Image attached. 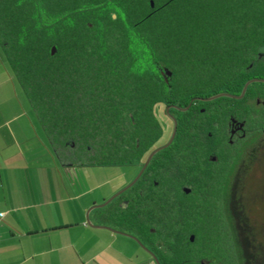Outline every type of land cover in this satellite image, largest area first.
Masks as SVG:
<instances>
[{"label": "trees", "instance_id": "16d2710c", "mask_svg": "<svg viewBox=\"0 0 264 264\" xmlns=\"http://www.w3.org/2000/svg\"><path fill=\"white\" fill-rule=\"evenodd\" d=\"M0 44L53 148L74 164L147 157L163 134L156 104L192 102L144 173L156 166L160 182L143 177L96 218L139 235L161 264H264V223L247 196L264 161V82L241 98L193 100L264 77V0H0ZM232 118L247 140L229 144ZM212 151L217 172L203 186L167 188Z\"/></svg>", "mask_w": 264, "mask_h": 264}, {"label": "crops", "instance_id": "0c3cea01", "mask_svg": "<svg viewBox=\"0 0 264 264\" xmlns=\"http://www.w3.org/2000/svg\"><path fill=\"white\" fill-rule=\"evenodd\" d=\"M95 176L53 148L0 44V264H157L99 226L93 206L108 194ZM112 180L110 193L122 183Z\"/></svg>", "mask_w": 264, "mask_h": 264}, {"label": "flooded vegetation", "instance_id": "af4514ba", "mask_svg": "<svg viewBox=\"0 0 264 264\" xmlns=\"http://www.w3.org/2000/svg\"><path fill=\"white\" fill-rule=\"evenodd\" d=\"M227 92H230V91H227ZM196 99L197 100H204L201 97L195 98L193 100H196ZM191 104H192V102L189 103L187 106L184 105V104H182V105H178V104H168L165 107V112H166V114L169 115V117L173 120V123H174L173 116L178 121L179 117L182 114L187 113L189 111V108H190L189 106ZM263 104H264V102H263ZM182 108H185V109H182ZM201 111L203 112V111H205V109L204 108H201ZM228 126H229V133H230L229 136H228L229 144H234L235 142L240 141L242 139L243 140H247V138H248V135H247V133H248V126H247V124L244 121H240V120H238L236 118H232L230 120V122L228 123ZM263 127H264V125H263ZM175 138H176V135H175L173 141L175 140ZM173 141L170 143V145L173 143ZM163 144H165V142ZM163 144H160V145H163ZM160 145H158V146H160ZM158 146H156V147H158ZM216 147L218 148L217 145L215 146V148ZM157 153H155L153 155V157L151 158L150 162L148 163V165L146 166V168L142 172H141V170H142V168H143V166H144V164H145V162H146V160H147V158H148L149 155L147 157H145V158L143 157V158H135L134 159V161L137 160V159H139V161H140L139 165H140V168H141L140 169L141 174H140V172L138 173V175L140 174L139 177L134 182V184L131 185L129 188L133 187L134 185H137L140 181L143 180V177L148 178V180L150 179L151 183L154 184V185H157L160 182V177H159V172L160 171L159 172L156 171V168H157L156 166H155L156 168L155 167L152 168V170L150 171L149 175L144 176V173L147 171L149 165L153 163V159L155 158V156H156ZM206 155H207V159H208L207 160L208 161V164H207V161H205V162H203L202 160L201 161H198V163L196 162L197 168L196 169H193V170H188V167L184 164L185 167L183 168V171L179 173L180 174L179 176L176 177V175L178 174V172L175 173V176H174V174L173 175H169L168 176L169 179H174V180H173L172 183H168V187L167 188H171V189H181V190L184 191V196H187V195L191 194L194 191V189L203 186V176H205L204 174H206L207 176L209 175V173H211V175L212 174L215 175L216 172H217V171H215V170H217V168L215 167L216 166V163H217V159H218L217 152L216 151H212V152L207 153ZM164 162L165 161L159 160V163H164ZM202 162H203V164L205 166L204 165L201 166ZM155 163H156L155 165H157V161ZM165 163H167V161ZM198 164H199V166H198ZM163 170L166 171L164 168L162 169V171ZM129 188H127L121 194L127 192V190ZM121 194H119L118 196H116L114 199L118 198ZM114 199H112V200H114ZM130 202H131V199H130V196L129 195H124L121 198V200H120V204L123 207H127L130 204ZM105 225L112 226V225H109V224H105ZM115 228L118 229V230H121V229H119L117 227H115ZM132 234H134V233H132ZM134 235H136L142 241V239L140 238L139 235H137V234H134Z\"/></svg>", "mask_w": 264, "mask_h": 264}, {"label": "rangeland", "instance_id": "374dc122", "mask_svg": "<svg viewBox=\"0 0 264 264\" xmlns=\"http://www.w3.org/2000/svg\"><path fill=\"white\" fill-rule=\"evenodd\" d=\"M155 114L157 115L162 128L163 134L157 141V145L166 143L172 136L174 130L173 120L165 112L163 103H157L155 106ZM140 161L135 160L133 163L127 164H90V168L94 169L97 173L95 178L99 183L105 187L104 194H108L106 199L111 198L116 192L127 186L140 172ZM120 175V176H119ZM112 179H116L115 182L122 180L121 186L118 190L110 193V186L113 182ZM248 201L251 205L252 211L255 216L258 217L260 223H264V161L260 165H256V168L252 174H250L248 181ZM259 223V225H260ZM156 260V259H155ZM157 262V261H156ZM158 264V263H157Z\"/></svg>", "mask_w": 264, "mask_h": 264}, {"label": "water", "instance_id": "95a60500", "mask_svg": "<svg viewBox=\"0 0 264 264\" xmlns=\"http://www.w3.org/2000/svg\"><path fill=\"white\" fill-rule=\"evenodd\" d=\"M152 4H154V2L152 1ZM255 81H261V82H264V77H258V76H256V77H253V78H250L246 83H245V85H244V87H243V89H242V91H241V93L240 94H234V93H231V92H227V91H221V92H218V93H216V94H213V95H211V96H207V97H201L202 99H206V100H209V99H214V98H217V97H220V96H231V97H236V98H241L244 94H245V92H246V90H247V88H248V86H249V84L250 83H252V82H255ZM182 109H185V108H182ZM173 119H174V130H173V133H172V136H171V138L168 140V142H166L165 144H163V145H160V146H158V147H156L155 149H153L152 151H151V153L149 154V156H148V158H147V160H146V162H145V164H144V166H143V168H142V170H141V172L146 168V166L148 165V163L150 162V160H151V158L153 157V155L155 154V153H157L158 151H160L161 149H163V148H165V147H167V146H169L170 145V143L173 141V139H174V137H175V135H176V132H177V128H178V121H177V119L173 116ZM141 172H140V174H141ZM139 174V175H140ZM139 175L132 181V182H130L127 186H125L124 188H122L121 190H119L118 192H116L111 198H109L108 200H105L104 202H102V203H99V204H96V205H94L93 207H104L105 205H107L112 199H114L116 196H118L119 194H121L122 192H124L127 188H129L131 185H133L134 184V182L137 180V178L139 177ZM90 220V219H89ZM90 224L91 225H94L95 226V224H93V223H91L90 222ZM97 226V225H96ZM99 226H102V227H107V228H109V229H112V230H114V231H116V232H120V233H125V234H128V235H130V236H132V237H134L144 248H146L153 256H154V258L156 259V261H157V263L158 264H161L160 263V261H159V259H158V257L155 255V253L148 247V246H146L136 235H134V234H131V233H128V232H126V231H122V230H118V229H115V228H113V227H111V226H108V225H99ZM194 236H192V238H193Z\"/></svg>", "mask_w": 264, "mask_h": 264}]
</instances>
